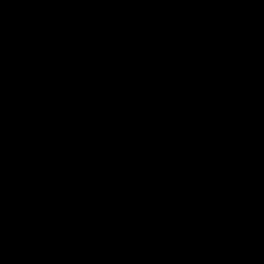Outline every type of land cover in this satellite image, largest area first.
I'll use <instances>...</instances> for the list:
<instances>
[{
	"label": "water",
	"instance_id": "obj_1",
	"mask_svg": "<svg viewBox=\"0 0 264 264\" xmlns=\"http://www.w3.org/2000/svg\"><path fill=\"white\" fill-rule=\"evenodd\" d=\"M0 264H264V0H0Z\"/></svg>",
	"mask_w": 264,
	"mask_h": 264
}]
</instances>
